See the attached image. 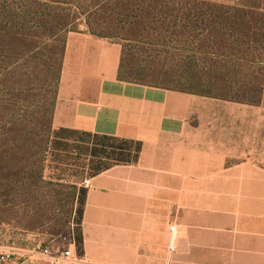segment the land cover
<instances>
[{"label":"crops","instance_id":"1","mask_svg":"<svg viewBox=\"0 0 264 264\" xmlns=\"http://www.w3.org/2000/svg\"><path fill=\"white\" fill-rule=\"evenodd\" d=\"M122 45L66 40L53 130L127 142L136 163L90 180L86 264H264V115L119 78ZM53 247L54 251L69 248ZM5 264H48L34 253Z\"/></svg>","mask_w":264,"mask_h":264},{"label":"rangeland","instance_id":"2","mask_svg":"<svg viewBox=\"0 0 264 264\" xmlns=\"http://www.w3.org/2000/svg\"><path fill=\"white\" fill-rule=\"evenodd\" d=\"M102 1L0 0V254L28 256L39 244L67 247L78 229L73 191L57 180L56 164L43 162L64 43L71 32H88L74 4H99L90 22L122 45V77L264 115V0ZM217 5L262 15L249 19L261 30L254 31L257 42L248 39L254 32L244 38L219 27ZM188 13L197 18L186 19ZM237 38L251 49L244 61L224 58L235 55Z\"/></svg>","mask_w":264,"mask_h":264},{"label":"trees","instance_id":"3","mask_svg":"<svg viewBox=\"0 0 264 264\" xmlns=\"http://www.w3.org/2000/svg\"><path fill=\"white\" fill-rule=\"evenodd\" d=\"M102 3L107 5L123 4L124 6L128 5L130 1L103 0ZM74 6L76 9L74 10V12L77 14V16H84L87 18L86 25L90 34L105 39L115 37L114 35H110L101 31L99 27L93 25L90 22V18L94 15L93 8H96L97 6H99V4L93 8L88 9H84V7L77 4H74ZM61 11L63 10L61 9ZM109 12L112 13V10H109ZM51 15L52 11L48 10V13L44 15V17L46 18V22L48 19L51 18ZM254 16L262 17V15L250 13L248 11H245L244 9L231 8L219 5L215 6L213 10V18L215 19L219 27L223 29L224 27H228L233 30V33L235 32L236 34L238 33L240 35H243L244 38L249 37L251 35V32H261L260 29L251 27L249 25L250 20H253ZM193 17L197 18L195 15H190V13L186 15V19L191 20ZM72 23L67 26H71ZM241 26L246 29L245 32L240 31ZM257 32H254L253 37L248 39H253L257 42V38L260 37L258 35L259 33ZM220 34H222L223 36L227 35V33ZM223 40H225L226 43L227 41H229L228 39H222L221 41ZM65 44L66 42L64 43V48ZM233 44L236 46L235 55H225L224 58H228L229 60L234 59L236 61H244L245 57H247L251 49H248V47H243V45L246 43H243L242 39L240 38L235 39ZM222 45L224 46V48H227L226 45ZM64 48L62 51L63 54ZM123 57L124 56L122 54L119 78L123 81L145 84L140 81L128 80L121 76L123 69ZM129 151L130 148L127 142H121L116 139L99 137L96 135L92 136L84 132L63 129L53 130L51 128L46 149H44L45 157L43 159V162H45V160H48L51 163L56 164L55 168L58 169L60 172L58 174L59 179L57 180H59L60 182H65L68 187L73 191V206L75 208L72 209V211H75L74 221L78 228L76 229V232L74 231V238L78 249L81 248L82 244V238L81 234L79 233V229L81 228L84 206L87 198V189L83 186H80V183L84 181V179L96 176L114 166L136 163L139 158L140 148L137 147L133 155Z\"/></svg>","mask_w":264,"mask_h":264},{"label":"built area","instance_id":"4","mask_svg":"<svg viewBox=\"0 0 264 264\" xmlns=\"http://www.w3.org/2000/svg\"><path fill=\"white\" fill-rule=\"evenodd\" d=\"M84 186H90V180L84 181ZM70 247L62 251H54L50 246L37 245L34 253L47 260L48 264H86L76 253V241L74 238V230H72V238ZM9 255L0 254V264H5L9 260Z\"/></svg>","mask_w":264,"mask_h":264}]
</instances>
